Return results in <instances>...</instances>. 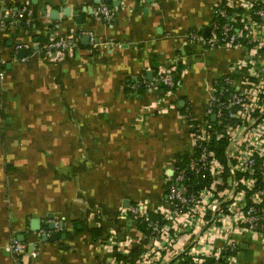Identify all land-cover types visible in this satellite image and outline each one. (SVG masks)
<instances>
[{
  "label": "crops",
  "instance_id": "1",
  "mask_svg": "<svg viewBox=\"0 0 264 264\" xmlns=\"http://www.w3.org/2000/svg\"><path fill=\"white\" fill-rule=\"evenodd\" d=\"M221 1L0 0V12L25 10L31 19L26 28L22 20L0 27V264H22L13 240L38 251L23 264H132L119 257L140 249L136 264L152 246L126 209L163 219L166 181L194 149L184 116L203 121L214 80L248 77V47L207 50L187 39L193 31L209 37ZM237 1L232 12L242 15L247 0ZM100 6L113 13L110 23L93 16ZM52 34L76 38L77 47L47 54ZM161 67L173 89L128 88L152 82ZM206 121L217 125L214 115ZM49 216L64 226L48 232L58 240L43 242ZM202 226L177 237L182 246L165 248L160 264L190 251ZM235 240L236 264H264V234Z\"/></svg>",
  "mask_w": 264,
  "mask_h": 264
},
{
  "label": "built area",
  "instance_id": "2",
  "mask_svg": "<svg viewBox=\"0 0 264 264\" xmlns=\"http://www.w3.org/2000/svg\"><path fill=\"white\" fill-rule=\"evenodd\" d=\"M234 2L239 4L237 0H222L218 4L216 21L212 22L208 38L193 31L187 39L207 50L248 47V77L238 81L232 74H227L214 80L208 87L210 101L203 113V121L196 123L191 114L184 116L191 122L194 149L187 157L186 166L176 167L166 181V202L170 208L163 219H151L147 210L136 206L126 209V215L134 224L144 225V233L152 242L136 264H160L166 260L165 248L175 242L182 246V240L176 238L187 229L199 230L203 224V237L193 241L190 251L186 249L182 256L176 254L170 264H236L235 239L239 236L253 239L264 234V0H247L241 6L242 15L227 11L235 8ZM92 12L95 18L106 23L113 19V13L106 6ZM21 20L25 28L31 25L25 10L6 7L0 12L2 29ZM76 47V38L52 34L42 49L47 54L53 51L70 54ZM3 77L0 72V80ZM140 85L147 89L163 85L171 90L176 81L168 69L161 67L160 74L152 82L138 79L128 88L137 90ZM228 93L229 98H224ZM211 115L217 119L216 127L206 121ZM220 141L229 143L224 152L229 163L227 168L216 160L212 150L214 143ZM205 174L211 181L197 189L198 180ZM207 213H211L212 218L206 224L202 217ZM176 221L184 227H171L170 223ZM170 229L175 238H170ZM215 240L222 245H215ZM9 250L22 264L24 258L33 260L38 256L36 249L27 250L16 240L12 241Z\"/></svg>",
  "mask_w": 264,
  "mask_h": 264
},
{
  "label": "trees",
  "instance_id": "3",
  "mask_svg": "<svg viewBox=\"0 0 264 264\" xmlns=\"http://www.w3.org/2000/svg\"><path fill=\"white\" fill-rule=\"evenodd\" d=\"M227 11H228L229 13L232 12V11H230V10H227ZM160 88H161V89H164V90L167 89V88H165L163 85H160ZM167 90H169V89H167ZM142 91H143V88H141L139 92H142ZM218 92H220V90H219ZM229 95H230V93L224 95V96H225L224 98H229ZM224 98H223V99H224ZM213 125H214V124H213ZM214 126H216V125H214ZM226 146H227V142H226V141L216 142V143H214V145L212 146V150H213V152L215 153V158H216V160H218L219 163H220L224 168H227V166H228V161H226V159H225V157H224V156H225V155H224V150H225ZM187 161H188L187 158H184L183 161L180 163V165H179L178 167H182V168H184V167L186 166V164H187ZM223 179H225V177H223ZM209 181H211V178L209 177L208 174H205V175L201 176L200 180H198L199 185H198L197 189L203 187L205 184H208ZM194 182H195V181H194ZM149 216H150L151 219L156 218L153 214H149ZM136 227H137L140 231L145 232V227H144V225L141 224L140 222H137V223H136ZM139 252H140V249H136L135 251L131 252L130 255H129L128 257H119V259H120V260H127V259H129L130 262H132V264H133V261H135V260L137 259V256L139 255ZM185 262H187V260H185Z\"/></svg>",
  "mask_w": 264,
  "mask_h": 264
},
{
  "label": "water",
  "instance_id": "4",
  "mask_svg": "<svg viewBox=\"0 0 264 264\" xmlns=\"http://www.w3.org/2000/svg\"><path fill=\"white\" fill-rule=\"evenodd\" d=\"M209 32H210V28L208 27V28H206L205 34L207 35V33H209ZM180 106H183L182 102L180 103ZM49 220H50V222L47 225L44 226V229H45L44 230V235L41 238L43 242H46L48 240H51V241L58 240V234L57 233H52L49 236L48 232L49 231L53 232L56 228H60L61 229L64 226L63 224L56 225L55 222L51 221L52 220L51 216H49ZM32 225H33V227H31V229L34 232H38L41 229V224H40V221H38V220H33L32 221Z\"/></svg>",
  "mask_w": 264,
  "mask_h": 264
}]
</instances>
